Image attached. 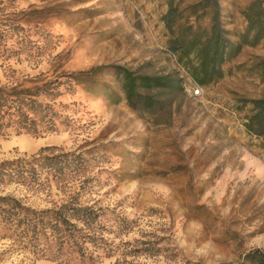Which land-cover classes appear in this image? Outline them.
I'll return each mask as SVG.
<instances>
[{"label":"rangeland","instance_id":"rangeland-1","mask_svg":"<svg viewBox=\"0 0 264 264\" xmlns=\"http://www.w3.org/2000/svg\"><path fill=\"white\" fill-rule=\"evenodd\" d=\"M0 86L36 94L0 134V264H264V0H0ZM62 206L86 248L15 223Z\"/></svg>","mask_w":264,"mask_h":264},{"label":"trees","instance_id":"trees-1","mask_svg":"<svg viewBox=\"0 0 264 264\" xmlns=\"http://www.w3.org/2000/svg\"><path fill=\"white\" fill-rule=\"evenodd\" d=\"M122 79V91L128 101L140 100V91L138 87L140 85L149 86L151 78H134L127 71L122 69L120 71ZM93 71L87 73H79L78 76H84L85 81L88 83L92 80ZM155 85H160L159 81H155ZM31 95V94H29ZM32 94L30 98H26L24 103L18 101L14 94L7 92L4 87L0 86V134H3V130L6 127H9L11 123L15 124L21 122L23 126L22 129L28 131L29 127L24 124L27 120L32 121L31 117H28L27 114L34 115L36 110L28 102L36 103L34 96ZM139 97V98H138ZM29 99V100H28ZM12 121V122H11ZM19 130V129H18ZM2 172H4L2 170ZM0 184H5L0 178ZM64 206L59 207L56 210L41 212L35 215H32L30 218L22 219L21 222L15 221V223L20 225L24 224L25 228H22V232L29 234L33 233V238L36 237V228L37 223H40L42 232L41 234L45 237L49 235L51 239L54 240V243L61 246H73L77 249L86 248V244H91L90 240H86V237L93 238L87 233H84L85 230H93L94 221V211L90 207H68L67 209L63 208ZM43 214V215H42ZM44 214H48L45 215ZM70 219L75 220L80 223L81 226H77ZM31 237V239L33 240Z\"/></svg>","mask_w":264,"mask_h":264},{"label":"built area","instance_id":"built-area-1","mask_svg":"<svg viewBox=\"0 0 264 264\" xmlns=\"http://www.w3.org/2000/svg\"><path fill=\"white\" fill-rule=\"evenodd\" d=\"M191 93H192V95L195 96V95H199L200 91L198 88H194V89H192Z\"/></svg>","mask_w":264,"mask_h":264}]
</instances>
